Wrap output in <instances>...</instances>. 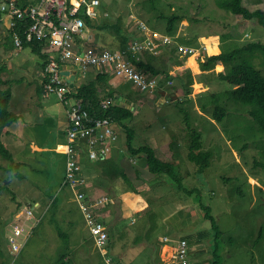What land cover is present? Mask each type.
I'll return each mask as SVG.
<instances>
[{
	"label": "rangeland",
	"instance_id": "374dc122",
	"mask_svg": "<svg viewBox=\"0 0 264 264\" xmlns=\"http://www.w3.org/2000/svg\"><path fill=\"white\" fill-rule=\"evenodd\" d=\"M17 1L21 2L20 0ZM98 1L97 12L99 16L109 17L111 22L121 18L126 31H128V28H133V17L135 15L136 19H141V21L137 20L135 24L138 23L141 26L140 22H142L144 26L146 24V27H149L150 24L160 23V27L164 30L166 22L159 18V15L161 13L176 12L178 15L185 17L184 20L176 24V34L174 36H187L190 39L194 36L191 40L199 46L198 49H204L203 45L206 43L204 39H208L207 42L213 40L211 42L216 43L215 48L218 49L219 53L224 41L231 42L237 39L235 45L242 44V41L245 40L246 42L264 43V26L258 24L257 19L249 21L235 17L233 14L219 8L216 5L217 0H161L162 3H157V5L155 0ZM168 1L175 5L174 10L166 6ZM18 2V5H22ZM242 5L249 12L264 11V0H245L242 1ZM177 7L181 8L177 9ZM129 13H133L130 18L127 16ZM97 20L92 19L90 21L96 22ZM240 24L242 27L238 29ZM87 27L92 29L88 25ZM94 31L92 29L88 34L96 40H84L82 44L83 51L90 47L96 50L107 49L111 52L121 51L117 48V40L114 35L110 34L111 37H107L105 33H102L100 37H97L98 33L95 34ZM6 32L3 27H0V42L6 40ZM239 32L243 34L239 36ZM223 34H229V36L226 38L221 37ZM146 36L145 39H139L145 45L148 44L149 40L153 42L152 46L163 45V47H166L174 44V42L167 43L164 41L165 37L173 40L171 38L173 35L169 36L163 32L159 34L160 37L158 38H154L151 32ZM97 38L100 41L97 42ZM10 39L8 51L0 50V65L12 69L8 72L5 69L2 78L9 81V86L15 98H19L26 93V97L30 96L34 101L36 98L34 89L38 86V82L40 83V77L42 76V74H39L41 73L42 59L31 52L29 47H24L23 51L17 50L13 43L10 44L12 38L10 37ZM101 40L105 42H101ZM132 43L133 41L129 43L127 49ZM215 48H211L209 53L216 51ZM157 51L156 54L162 52L159 49ZM1 55L3 56L1 57ZM140 55L138 54L137 61ZM192 55L195 54L182 55L178 52L175 56L177 58H188V56L193 57ZM175 56L174 58H176ZM262 57L264 60V54ZM44 60L45 58L43 62ZM180 62H182L180 59L170 60L171 69L173 66L178 65L180 68L177 71L179 73L184 72L185 70L180 71L182 68ZM256 63L259 62L256 61ZM217 66L218 64L212 70L203 71L200 69L203 77H215V84L210 87L213 91L229 88L227 83H223L216 76L223 72V68ZM76 68L77 66L74 67L75 71H77ZM171 69L169 70L170 74L178 73L177 71L171 72ZM96 72V68L85 71L84 76L78 82H88L93 79V74L96 75ZM80 73L78 72V75ZM110 73L112 74V72ZM191 76L193 78L192 73ZM11 77L13 79L23 78V81L16 83L9 80ZM152 78H155L157 87L152 89L151 92L143 91L145 95H141L140 99L130 107V110L133 108L134 113L132 126L135 138L132 143L135 147L149 146L154 150L158 149L156 153L166 157L164 156L167 152L166 146H162L161 143L166 145L169 140L174 141L178 148L175 150V147L172 146V151L168 150V156L171 157L173 154L174 159L172 162L178 164L177 168L179 167L178 172L181 174L182 181L181 184L178 183V186L180 185L179 189L177 182L163 177L159 183L164 185L159 184V188L156 189L159 190L155 193L156 197L154 193L148 194L149 196L146 197L151 202L149 208L160 212L157 216L146 217L151 218L152 225L148 233L156 229V226H154L156 222L159 239L162 240L164 236L172 237L173 239L169 242L170 245H173L175 239L186 237L189 247V263L192 264H210L213 261L212 251H214L215 246L218 249L217 255L220 264H264V133L254 126L252 119L248 116V107H239L234 103H230L228 106V115L222 122L211 121L205 115L200 116L201 112L198 110L197 104L194 103L195 107L188 104L190 99L197 98V96L194 97L191 94L192 88L186 98H183L185 95L182 89H178V97L174 92H167L164 101L160 104L158 103L161 100L160 91H166L165 88L171 87L172 82L169 81L164 87H160L161 76ZM120 80L122 79L120 78ZM125 82L130 83L129 81ZM131 86L132 89L138 91L132 84ZM4 88L6 87L3 86ZM195 88L198 90L199 86L196 85ZM206 91L208 90H203L205 95ZM172 94L178 99H174ZM42 95L44 97L49 96L51 101L61 104L53 94H48L43 90ZM151 96L154 98H151ZM11 105L14 109L16 102ZM12 108L9 105V110H12L13 113L16 111V113H22L20 109L15 108L13 110ZM179 109L188 111L190 125L202 134L203 149L210 151L212 154L208 168L201 174H198V167L187 159L189 132L184 125V114H179ZM43 118L46 120V124L38 125V132L33 137L36 139L37 144L41 145V142L45 141L48 147L54 141L58 123L47 109H45ZM19 121L22 123L23 119ZM34 129V125L27 124L23 127L25 135L28 134L29 130V132H32ZM123 140H126V134L122 131L119 139L120 145L123 144ZM77 146L78 149H81L79 145ZM122 149L126 154L125 146ZM112 152L113 149L109 150L107 157H111ZM46 155L47 160L43 157H29L24 164H20L11 170L5 168L6 163L0 162L3 165L0 168V250L3 252V256L5 255V262L8 264H106L104 259V256H106L115 263V259H118L116 250L112 247L111 249L107 248L108 244H106L103 253H101L95 246L93 237L85 222L83 211L80 209L79 201L75 195V193L85 195L81 192L83 184L79 187L76 186L74 190L65 183L62 185L63 169L66 162L65 151L64 154L48 153ZM119 155L124 156L120 152ZM74 157L78 167L81 168L78 172L79 184H81L84 179L82 166H87L86 158L92 163L98 160L90 159L88 152L81 153L78 151ZM128 160L130 161L129 157L124 160L126 164ZM61 176L62 180L59 182ZM126 176L128 178L126 182H131L127 185L131 184L132 187H128L123 180L120 181V184H122L120 186L121 189H126L128 192L131 191L130 188H137L141 184V179L147 178L151 174L145 171L143 175L140 174L135 177L133 171L130 170ZM144 186L145 184L141 185L139 190H144ZM152 186L151 183H148L146 188L151 189ZM159 193L163 195L161 200ZM152 201L155 202L152 203ZM36 203L40 206L36 207L34 205ZM205 206L209 208L210 215L221 232V236L216 240L213 230L209 228V222L204 219ZM29 207L33 209L36 216L42 217L35 216L29 228H26L25 225L20 226L25 230L19 239L26 240L21 241L19 252H13L9 246L7 247L8 244L2 235L5 229L4 225H6V233H10L12 229L5 219L15 209L18 212ZM160 214L167 217L166 232L162 228L163 224H159V221L162 223ZM14 216L11 215L10 221L15 219ZM131 218L137 219L134 210L131 217H128L129 221H132ZM37 219H39L38 223ZM69 221H72L73 225H68ZM126 221L124 220L123 223ZM120 228V230L125 231L121 224ZM59 230L67 234L70 239L65 241L59 235ZM130 230L126 229L127 232ZM207 230L211 231L210 234L203 237V239L199 238L207 234ZM109 231L119 235L116 228H111ZM130 235H126L127 238L130 239ZM76 241L83 243L82 247L76 250L77 254L81 253L82 256H85L82 257V261L75 255ZM9 250L12 254H9ZM132 251L138 257L137 261L142 262L147 257L144 250L133 248ZM64 254L70 255L68 261L61 257ZM99 256L102 258L101 262ZM87 257L89 260L85 263ZM121 261L125 264L126 259L122 257Z\"/></svg>",
	"mask_w": 264,
	"mask_h": 264
},
{
	"label": "trees",
	"instance_id": "16d2710c",
	"mask_svg": "<svg viewBox=\"0 0 264 264\" xmlns=\"http://www.w3.org/2000/svg\"><path fill=\"white\" fill-rule=\"evenodd\" d=\"M155 1L156 5L157 3H162L161 0ZM242 1L245 0H217L216 5L227 11L229 14H233L235 17H240L242 20L245 19L250 21L257 19L258 24L264 26V11L262 12L256 10L254 12H249L242 5ZM166 6L171 10L175 9V5L172 2L168 1ZM180 8L181 7H177V9ZM184 17L185 16L183 15H178L176 12H170L167 14L161 13L159 15V18H162V20L166 22L163 33H166L169 36L173 35L171 38L173 39L174 44L171 46L173 47L171 49L176 54L178 53L177 48L180 44L193 48H199V46L191 40L194 36L191 39L187 36H174L176 34V24L184 20ZM97 19L98 20L96 22H92L88 18H85L86 24L95 30V34L98 33L97 37H100L102 33H105L107 37H111L110 34H112L117 40V48L121 51L127 49V46L131 42L133 36H130L129 32L123 27L121 18H117L114 22H111L109 17L104 18L100 15ZM23 24L24 23H16V27H13L10 31L6 32V40L2 43L8 44V42L11 41V35L15 31L19 32L21 39L24 41V37L20 32L21 25ZM0 27H2L1 21ZM156 29H158V27H156ZM242 34L243 33H240L239 36ZM227 36H229V34H223L221 37L226 38ZM77 37L78 45L82 46V37ZM91 39L94 41L96 40L94 38ZM91 39H88L87 41H90ZM235 40H232L231 42L224 41V45L221 47V52L219 54L205 56L204 61H200V68L203 71H206L207 69L212 70L217 64L221 65L223 67V72H220L216 76L223 83H227L229 88L220 91H207L206 95H199L195 101L190 99L188 104H192L194 106V103H196L198 110L201 112L200 116H208L209 120L214 122L223 121V119L228 115L227 109L230 103H234L239 107H248V116L252 119L254 126L264 133V60L262 57L264 54V43L254 41L246 42L245 40L242 41V44L235 45ZM98 41H100L99 38H97V42ZM101 42L105 41L101 40ZM10 44L12 45V42ZM24 47H29L31 51L36 53L40 58H45L42 53V45L39 41H24L23 48ZM164 48L163 45L158 46L160 51H163ZM144 54H146L145 58L147 56L149 57L146 61L143 57H140L137 61L132 57V55H130V53L127 55L139 72L150 77L161 76L160 87H164L169 81L172 82V86L166 87L165 90L169 93H173L177 89H182V92L185 95L183 98H186V96H188L191 92V85L193 83L191 73L189 71H185L182 75L178 73L170 74L169 70L171 69V65L163 62V67H161L157 64L156 57L151 56V54L147 51L143 52V56ZM256 61L259 63H256ZM44 65L45 62L41 64V68H43ZM4 72V66L0 65V157L7 160L9 164L12 165V155L3 145L1 141V134L5 128L16 123L18 116L9 110L12 91L9 86V81L2 78V74ZM110 76H113V74L108 72H98L95 77L88 82L79 83L76 87L75 98L81 100L83 108L92 117L109 118L113 122L112 126L115 132L121 130V132L123 131L126 134V140L124 141L126 151V154L124 153L125 156L127 158L129 157L130 160L135 158L139 161H143L148 171L156 178V181L154 182H157L158 180L160 181L161 178L165 177L168 180L177 182L178 186V183L181 184L182 177L178 172V164L172 162L174 159L173 154L170 157L167 153L164 155L166 157H162L161 154H157L156 150L149 146H133L132 142L135 138V132L132 126L134 113L130 110L132 105H126L125 101H129L134 104L135 101L140 99L141 95L145 94L143 92L135 91L132 89L131 84L127 82V84L117 82L114 86L109 87L107 82L110 79ZM117 80L125 83V81L120 80V78H117ZM3 86L6 88L3 89ZM179 114H184V125L189 132L187 159L198 167V174H201L206 168H208L212 154L210 151L203 149L202 134L198 129L196 130L190 125L188 111L185 109H179ZM169 145L171 151L172 146L175 147V150L178 148V145L174 141H171V144ZM79 147L81 148L79 152H88V144L86 141L80 143ZM112 159V157H107L105 160H98L95 164L98 163L99 166H101V164L102 166H106L111 163L110 161H112ZM86 160L88 159L86 158ZM13 168H16V166H9V168L6 169L11 170ZM65 171L66 170L64 169L62 185L65 181ZM120 177L124 181H127L128 179L123 173H121ZM82 184L83 183L77 184V186L79 187ZM178 188L180 189V185ZM81 192L83 191L81 190ZM204 210L206 211L204 219L209 222V228L213 230L216 240V238L221 236V232L218 230L213 217L210 215L209 208L205 206ZM209 232L211 231L207 230V234L202 235L199 238L203 239V237H207V235L210 234ZM203 233H205V231H203ZM183 240H186V237L183 238ZM7 241L8 240H6V242ZM109 249H111V247ZM217 252L218 249L217 246H215L214 251H212L213 261L210 264H220ZM4 256L3 252L0 250V257L4 258ZM115 262H119V260L115 259ZM1 263L8 264L7 262L5 263L4 260Z\"/></svg>",
	"mask_w": 264,
	"mask_h": 264
},
{
	"label": "crops",
	"instance_id": "0c3cea01",
	"mask_svg": "<svg viewBox=\"0 0 264 264\" xmlns=\"http://www.w3.org/2000/svg\"><path fill=\"white\" fill-rule=\"evenodd\" d=\"M20 1L21 2H18V1L17 2L20 4H25V3L27 4L28 2L33 3L36 0H25V1L20 0ZM68 2H70L71 4L72 3L75 4L78 2V0H68ZM103 12H105V11H103ZM132 14L133 13H129L127 16L130 18L132 16ZM135 16L133 17V23H134L133 28H128V32H129L130 36H133L131 41H138V39H145L147 37L146 35H148L150 32L152 34L153 33L161 34L162 32H164V30L160 27V23L159 24L155 23L156 25L155 24L149 25L147 23L149 25V27H146L147 25L145 24V28H141V26H139L138 23L135 24V22L137 20L141 21V19H136ZM130 21H132V20L130 19ZM157 26H159L158 29H156ZM241 26H242L241 24L238 25V29H240L239 27H241ZM235 28H237V27H235ZM243 29H242V31H243ZM253 29H251V30H253ZM207 40L208 39H204V41L206 42L205 45H203L204 49H197L196 48V52L194 53L195 55H192L193 57L188 56V58L187 57H184V58H180V57L177 58L176 57V58H174V55H176V53L173 52L171 49V48H173V47H171V46H173V44L171 46L168 45L165 48L163 47L164 50L158 54H156V52H158L157 51L158 46H156L152 49H147L145 51L150 53L151 56L156 57V62L161 67H163V62H166L168 65H171V63H169V61L172 59L182 60V62H180L182 64V68L180 71L188 70L192 73L194 82L191 85V88H192L191 94L194 97L195 96L198 97L199 95L204 94L203 90L204 91L205 90L213 91L210 87L214 86V84H215V81H214L215 77L214 78L212 76L211 77H203V73L200 70L201 69L200 68V61H204L205 55H207V53H209L211 48H215V46H216V43L211 42L213 40H210L209 42H207ZM171 42H173V40H171ZM215 49H216V51L209 53L207 56L217 55L219 52H218L217 48H215ZM0 50L8 51V44L1 42L0 43ZM177 51H178V48H177ZM34 54H36V53H34ZM3 55H1V57ZM135 56L138 57V54H135ZM145 56H146V54H144V56H143V53L140 55V57H143V58H145ZM148 59H149V57L147 56L145 58V61ZM42 63H43V59H42L41 64ZM217 67L223 68L221 65H218ZM217 67H216V69H218ZM4 68L6 69V72H8L12 69V68L8 69V68H6V66H4ZM170 68H171V66H170ZM179 68L180 67H178V65H175L171 69V72L172 71L176 72ZM22 69L24 70V68H22ZM41 71H42V68H41ZM184 72H182V73L178 72V74L182 75V74H184ZM39 74L41 75V73H39ZM94 77H95V74H93V78ZM116 78H115V76H110V79L107 82L109 87L114 86L115 83H117V82L121 83V84H127L126 82L125 83L120 82ZM9 80L14 81L16 83H20L21 81H23V78L18 79V77H17L16 79H13L11 77V79H9ZM41 80H42V76L40 77V83L38 82V86L34 89V96H36L34 101L32 100V97H30V96L26 97V95H25L26 93L19 98H15V96L12 93V98H11L9 105L12 108L11 104L12 103L14 104L16 102L14 109L18 108L22 111V113H16L17 111L14 112L18 116L16 123H14L10 127L5 128L3 133L1 134V141H2L3 145L5 146V148L10 152V154L12 155V159H13V164L10 165L7 160H4L3 158L0 157V162L6 163L5 168H9V166L10 167H12V166L17 167L20 164H24L25 160H28L29 157H34V158L43 157L44 159L47 160L48 157L46 154H48V153H58V154L62 153V154H64V151L66 150V147H67L66 108L64 105H61L58 102L51 101L49 96L44 97L42 95L43 88L41 85ZM79 83H81V82H78V84ZM196 85L199 86L198 90L195 88ZM24 90H26V89H24ZM178 92H179L178 89L174 91V93H176L177 96H178ZM151 98H154V97L151 96ZM192 100L195 101L196 97L192 98ZM160 101L163 102L162 100H160ZM160 101L158 103L161 104ZM125 102H126V105H132V103H130L129 101H125ZM45 109H47V111H49V113L53 117L56 118L57 123H58V129L55 132L54 141L50 145H48V147H47V144L45 141L41 142V145L37 144L35 142L36 139L33 137V135H35V133L38 132L37 126L46 124V120L43 118V115L45 114ZM21 119H23L22 123H20V121H19ZM27 124L35 126V129L32 130V132H29L30 130L28 131V134L30 136L28 134L25 135V131L23 130V127ZM118 132L116 131L117 142H116V144H114V147L112 148L113 149V152H112L113 156L111 154V157L113 159H112V161H110L111 163L109 165L102 166V164H101V166H99L98 163L95 164V163H92L91 161L87 160V162H86L87 166L86 167L82 166L84 179L82 180L83 187L81 188V190L83 191L84 194H86L87 199L90 200V202L93 204L96 202V200H98L100 198L106 197L108 199V202L99 206L97 208V210H98L100 219L104 222L105 228L108 232V243H107L108 245H107V247L108 248L112 247L116 250V252L118 253V255H117L118 260H119V262H121V264H123V262L121 261L122 257H124V259H126L125 264H174V262H175V259H174V242L177 239L174 240L173 245L169 244L170 240L173 239L172 237L164 236L162 238V240L159 239V237H158L159 232H157L158 229H157L156 222L154 225V226H156V229L154 231H152L151 233H148V230H149L150 226H152V225H151V218H146V217H150L154 214L157 216V214L160 212L153 211L151 208H149L150 207L149 204H151V202H149L148 199H146V197L149 196L148 194H151V193L152 194L154 193V196L156 197L155 193L158 192V190H159V189L158 190H156V189L159 188L158 187L159 184H163V183H159V180L157 182H154V181H156V178L148 171V169L145 167V164L143 163V161H139V160L133 158L130 161L128 160V163L126 164V162L124 160L127 158L125 157L124 151H122L123 150L122 148L125 146V142L123 140V144L122 145L119 144L121 131L118 130ZM171 141L169 140L168 142H166V145L161 143L162 146H166V151H167L166 154L168 153V150L170 151L169 144L171 143ZM43 145L45 146L44 148H43ZM155 150H156V152H158V149H155ZM119 152L123 153L124 156L119 155ZM113 160H115V161H113ZM1 167H3V165H1V163H0V168ZM64 169H65V165H64ZM79 169H81V168L79 167ZM130 170L133 171L135 177H137L140 174L143 175V173H145V171H146L147 173L151 174L152 178H151V176H149L147 178H142L141 184L139 186H137V188H130L131 191L127 192L126 189H121L120 185H122V184H120V181L123 179L121 178L122 176L120 177V175H121V173L126 175V174H128V172ZM108 174H109V176H108ZM61 180H62V176H61L59 182H61ZM124 183L127 185L131 182L124 181ZM148 183H151L153 185L152 186L153 188H151V189L146 188V185ZM143 184H145V186L143 188L144 190H139V189H141L140 186ZM128 187H132V185L130 184ZM159 195H160V200H161V198H163V195L160 193H159ZM144 196H145V198H144ZM46 200H48V199H46ZM155 201H157V200H155ZM155 201H152V203ZM34 205H36V207L38 205L40 206V204H38V203H36ZM15 210L13 211V213L9 214L7 219H5L9 225H11L15 220V219H12L10 221L11 215L14 214ZM45 210H47V208H45ZM133 210L135 212L137 219L131 218L132 221H129L128 217L129 216L131 217ZM101 215H102V218H101ZM160 216H161L162 223L159 221V224L160 225L163 224L162 228L165 231L166 227H167L166 226L167 217L162 215V214H160ZM36 217H39V216H36ZM41 217H39V218H41ZM13 218H15V217H13ZM124 220H127V221L123 223ZM38 222H39V219H37V223ZM115 224H116V227H115ZM120 224L123 225V227L125 228V231L120 230L121 229ZM68 225H73V222L69 221ZM164 225H165V228H164ZM4 228L5 229L3 230L2 235L6 241V240H8V236L11 235V233H9V232L6 233V225H4ZM111 228H116V232H118L119 235H117L115 232H110L109 230ZM126 229H129V230L131 229V230L127 232ZM58 232H59V235H61V237L63 239H65V241L70 239L67 234H64L60 230ZM129 234H131L130 239L127 238V236H126ZM165 238H167V239H165ZM18 239H19V237H18ZM19 240L16 241V243L19 242ZM25 240L26 239H23L21 241L24 242ZM6 243L8 244L7 247L9 246L10 249L12 250L13 243L10 242L9 240ZM75 244L77 246V248L75 249V255L77 257H79V259L82 261V257H85V256H82L81 253L77 254L76 250L81 248L83 243L76 241ZM133 248L135 250H144V254L146 253V255H147V257L145 258L144 261L140 262V261L136 260V259H138V257L133 253V251H132ZM8 252H9V254H12V252L10 250ZM101 253H103V251ZM61 257L63 259L65 258L68 261L70 258V255L64 254ZM104 258H105V256H104ZM3 260L5 262V259L3 257H0V264H2L1 262ZM88 260L89 259L87 257L85 263ZM101 261H102V258L100 257V262ZM190 264H192V263H190Z\"/></svg>",
	"mask_w": 264,
	"mask_h": 264
},
{
	"label": "built area",
	"instance_id": "2783aa9c",
	"mask_svg": "<svg viewBox=\"0 0 264 264\" xmlns=\"http://www.w3.org/2000/svg\"><path fill=\"white\" fill-rule=\"evenodd\" d=\"M98 6V0H80L76 4H71L68 0H39L36 6L18 5L15 0H0V16L9 18V27H14L15 20L20 21L27 17L30 24L25 28L24 41L37 40L42 47L47 48L48 58L44 67L42 88L48 94L55 95L66 108L67 147L65 155L67 157V169L64 183L71 189L80 183L75 173V169H79L74 157L75 153L80 151L77 145L86 141L89 158L105 160L107 153L111 150L110 146L114 142L115 131L112 128L113 122L109 118L92 117L83 108L79 100L71 103L70 87L73 86L74 91H76L78 82L77 80L73 84L68 82L67 77L61 75V68H70L78 60L79 71L81 72H85L93 66H108L115 77L130 80L141 90H152L157 83L155 79L133 67L128 56L123 53L96 50L90 47L84 49L85 55L79 57L71 49L72 44H76L77 36L83 32L89 33L91 31V28H85L78 12L83 11L88 17L97 19L99 17ZM141 28H145V26L141 24ZM152 36L154 38L160 37L157 33H153ZM24 41L19 34H14V44L17 49L23 48ZM164 41L168 43L171 42V39L165 37ZM147 43L145 45L140 40L134 41L131 46L132 56L142 54L145 50L156 46H152L151 40ZM178 51L182 55H187L194 54L196 49L180 45ZM76 197L94 244L102 252L107 243L108 233L104 222L100 219L97 208L107 203L108 199L103 197L93 204L82 193L76 194ZM14 217V224L11 225V235L8 236V240L13 243L12 251L19 252L21 240L18 237L22 236L25 230L20 226L25 225L26 228H29L35 216L33 209L29 207L18 211ZM18 240L19 242L16 243ZM188 258V243L182 239L174 245V264H189ZM105 261L106 264H121V262L113 263L109 258Z\"/></svg>",
	"mask_w": 264,
	"mask_h": 264
},
{
	"label": "bare ground",
	"instance_id": "6f19581e",
	"mask_svg": "<svg viewBox=\"0 0 264 264\" xmlns=\"http://www.w3.org/2000/svg\"><path fill=\"white\" fill-rule=\"evenodd\" d=\"M38 2H39V0H37L35 3H25V4H22V5H25V6H28V5H33V6H36L37 4H38ZM78 15H79V17H80V19L84 22V26H85V28H88L87 27V24H86V22H85V18H88L89 20H92L93 18H90V17H88L83 11H79L78 12ZM0 21H1V23H2V27L5 29V31H10L11 30V27H9V18H7V16H0ZM15 22V25H14V27H16V23H24L23 25H21V33H22V36L24 37V31H25V28L26 27H28L29 26V24H30V21H29V19L27 18V17H24L22 20H20V21H17V20H15L14 21ZM141 24H143L142 22H140V25ZM144 25V24H143ZM13 28V27H12ZM14 34H19V32H17V31H15L12 35H11V38H12V43H13V45L15 46V44H14ZM19 36H20V34H19ZM80 37H82V39H83V41L84 40H88V37H90V39H91V35H89L87 32H83V33H81V35H80ZM20 38H21V36H20ZM86 40V41H87ZM78 39L76 40V44L74 43V44H72V46H71V49L75 52V54H77V56H82V55H85V51H83L82 50V47L83 46H80V45H78ZM134 42V41H133ZM83 44V43H82ZM81 44V45H82ZM131 46H132V44L130 45V47L128 48V49H125L124 51H120L119 53H123V54H125V55H127L128 53H130V55H132L131 54ZM16 47V46H15ZM78 47H80V48H78ZM23 49V48H22ZM22 49H20V50H22ZM17 50H19V49H17ZM47 48L46 47H42V53H43V55L45 56V60H44V62L46 63V60H47V58H48V53H47ZM103 50H107V49H103ZM107 51H109V50H107ZM111 52V51H110ZM128 56V55H127ZM133 57V56H132ZM135 60H137V58L138 57H136V56H134L133 57ZM128 60H129V62H130V64L133 66V67H135L134 66V64L132 63V61L128 58ZM75 66H77V71H75L73 68L75 67ZM44 67H45V65H44ZM44 67L42 68V71H41V74H42V77H43V74H44ZM79 68H80V64H78V65H76V62L72 65V67H70V68H61V75L62 76H64L62 73L64 72V71H69V76L73 73V72H75V77H74V79L70 82V83H72L73 84V82L75 81V80H77V81H79L80 79H81V77H83L84 76V72H81V71H79ZM94 68H96L97 69V72H96V74L98 73V72H108V73H110L111 72V69L108 67V66H104V67H97V66H93V67H90L88 70H86V71H89V70H92V69H94ZM136 68V67H135ZM78 72H81L79 75H78ZM69 76H64V77H67V81L69 80ZM114 76V75H113ZM80 77V78H79ZM148 77H150V76H148ZM150 78H152V77H150ZM122 80H125V81H129L132 85H133V87L134 88H136V90H138V91H141V92H143V91H152V90H141L140 88H138V87H136L130 80H126V79H123V78H121ZM153 79H155V78H153ZM43 80V79H42ZM42 80H41V85H42ZM69 82V81H68ZM156 87H157V83H156ZM44 90V89H43ZM70 90H71V92H70V94H69V97H72V100H71V103H74L75 102V100H79V101H81L80 99H77V98H75V95H76V91H74V89H73V86H71L70 87ZM165 92V94H163ZM165 95H166V91H164V90H162V91H160V98H161V100L162 101H164V98H165ZM74 98V99H73ZM60 101V100H59ZM61 102V101H60ZM161 102V101H160ZM62 105H63V103H61ZM81 105H82V102H81ZM112 128H113V126H112ZM114 129V128H113ZM66 130H67V128H66ZM115 131V130H114ZM67 133V132H66ZM116 142H117V133L115 132V138H114V142H113V144L110 146V149H112L113 147H114V144H116ZM67 169V157H66V162H65V170ZM80 170L79 169H75V173H76V175H77V177L79 176V174H78V172H79ZM79 178V177H78ZM75 189V188H74ZM73 189V190H74ZM75 195H76V193H75ZM86 199H87V197H86ZM105 226V225H104ZM107 231V230H106ZM108 233V232H107ZM182 239H177V240H175V242H174V245H176L177 243H179L180 241H181ZM107 243H108V239H107ZM106 243V244H107ZM103 251V250H102ZM108 257H106L105 256V260L107 259ZM110 259V258H109ZM189 259V258H188ZM111 260V259H110ZM189 261V260H188ZM190 262V261H189ZM190 264V263H189Z\"/></svg>",
	"mask_w": 264,
	"mask_h": 264
},
{
	"label": "water",
	"instance_id": "95a60500",
	"mask_svg": "<svg viewBox=\"0 0 264 264\" xmlns=\"http://www.w3.org/2000/svg\"><path fill=\"white\" fill-rule=\"evenodd\" d=\"M79 64V61L77 60L76 61V65H78ZM64 76H69V71H64L63 73H62ZM75 75V72H73L70 76H69V82H71L73 79H74V76ZM163 94H165V92L163 93ZM174 97V99H176L177 97L176 96H173ZM118 102V101H117ZM132 110H133V108H132Z\"/></svg>",
	"mask_w": 264,
	"mask_h": 264
},
{
	"label": "clouds",
	"instance_id": "9594fccd",
	"mask_svg": "<svg viewBox=\"0 0 264 264\" xmlns=\"http://www.w3.org/2000/svg\"><path fill=\"white\" fill-rule=\"evenodd\" d=\"M92 30V29H91ZM180 45H182V44H180ZM180 45H178V47L180 46ZM185 46V45H184ZM194 49H196V48H194ZM198 49V48H197ZM17 212L15 211L14 212V214L13 215H15ZM34 216H35V214H34ZM11 226V225H10Z\"/></svg>",
	"mask_w": 264,
	"mask_h": 264
},
{
	"label": "flooded vegetation",
	"instance_id": "af4514ba",
	"mask_svg": "<svg viewBox=\"0 0 264 264\" xmlns=\"http://www.w3.org/2000/svg\"><path fill=\"white\" fill-rule=\"evenodd\" d=\"M166 94H167V91H166Z\"/></svg>",
	"mask_w": 264,
	"mask_h": 264
}]
</instances>
